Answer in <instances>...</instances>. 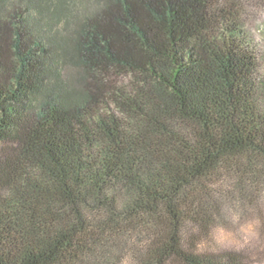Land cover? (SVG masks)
<instances>
[{
    "label": "trees",
    "instance_id": "1",
    "mask_svg": "<svg viewBox=\"0 0 264 264\" xmlns=\"http://www.w3.org/2000/svg\"><path fill=\"white\" fill-rule=\"evenodd\" d=\"M264 0H0V264H248L264 219Z\"/></svg>",
    "mask_w": 264,
    "mask_h": 264
},
{
    "label": "rangeland",
    "instance_id": "2",
    "mask_svg": "<svg viewBox=\"0 0 264 264\" xmlns=\"http://www.w3.org/2000/svg\"><path fill=\"white\" fill-rule=\"evenodd\" d=\"M249 33L264 53V13H256L249 22ZM212 250L245 254L248 264H264V219L250 217L239 225L220 227L213 233Z\"/></svg>",
    "mask_w": 264,
    "mask_h": 264
}]
</instances>
